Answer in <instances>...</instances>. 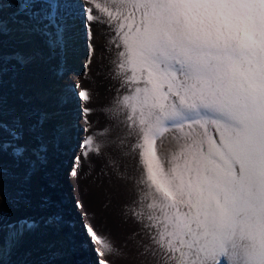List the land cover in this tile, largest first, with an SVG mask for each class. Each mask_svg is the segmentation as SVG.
Here are the masks:
<instances>
[{
  "label": "snow or ice",
  "instance_id": "6c2138e0",
  "mask_svg": "<svg viewBox=\"0 0 264 264\" xmlns=\"http://www.w3.org/2000/svg\"><path fill=\"white\" fill-rule=\"evenodd\" d=\"M87 2L88 63L95 52L92 25L99 24L105 78L119 84L113 97L119 115L112 119L121 131L113 136L107 126L95 148L87 136L82 155L104 147L119 154L109 163L132 185L122 214L141 225L142 236L129 239L141 236L144 264H264V0ZM36 3L42 7L32 11ZM62 7L59 0L21 6L53 49L64 43ZM78 95L90 100L88 90ZM111 103L101 109L106 115ZM23 139L19 121L0 120V157L10 148L24 160ZM128 159L133 175L123 165ZM84 227L99 256L127 258L110 237ZM8 228L15 244L35 222L24 218Z\"/></svg>",
  "mask_w": 264,
  "mask_h": 264
},
{
  "label": "rangeland",
  "instance_id": "374dc122",
  "mask_svg": "<svg viewBox=\"0 0 264 264\" xmlns=\"http://www.w3.org/2000/svg\"><path fill=\"white\" fill-rule=\"evenodd\" d=\"M27 2H30V0H0V120L7 124L19 121L23 125L24 131V139L21 143L27 144L29 147L24 160L14 159L10 148L4 150L2 157H0V220H2L3 225L2 230H0L3 237L2 242H0V252L6 249L5 255L1 257L0 254V264H68L67 261L71 264H83L87 261L84 259V255L87 254L86 247L83 243L82 246L73 241L72 230L64 222L62 197L57 189L62 179L64 180L63 175L58 181H53L54 178H52L55 170L52 162H57L58 156L54 158L52 155V161L49 157V153L52 151H56V154L59 153L60 144L63 140H66V138L60 136L61 131L59 129L66 126L67 123L61 122L48 112V108L46 109L49 102H51V97L55 96L59 89L55 90V80H46V72L38 75L27 73L28 69L41 63L45 66L43 69H46L49 73L54 68L52 63L63 68L67 63V55L70 56L75 48L71 47L72 43L71 46L67 45L68 42L73 37L77 39L80 36L77 34L79 32L78 23L76 19H73L72 14L67 15V12L69 13L67 8L62 7L61 11L65 16V23L67 26L69 25L65 32V43L55 49L50 48L47 38L34 31L35 22L27 14V11L21 10L22 4ZM59 3L62 5V0H59ZM71 5H73V2ZM41 7V4L36 3L31 10L39 11ZM74 14L76 17L81 16L78 11H74ZM72 21L76 23L70 24ZM73 26L75 27L74 30H72ZM94 26L96 38L93 43L97 51L101 53V38L99 37L101 25L94 24ZM86 37L87 34L84 39ZM35 42L37 47H31L30 50L23 47V44L33 45ZM77 42L79 43V40ZM85 47L88 50V44ZM18 57H23V62ZM106 63L105 60L104 64ZM99 65L95 64L94 68L92 67L91 71L87 73L85 77L87 88L83 89L88 90L90 93V100H84L85 106L93 110L90 114H86V120H84V123L87 124L85 138L87 136L94 137L93 148H95L96 140H104L100 133L107 126L112 125L113 136L121 131L115 126L112 119L119 115L113 102L119 84L115 80L105 78L107 75L106 69H103V64ZM101 70L104 71L103 75L98 74ZM55 74L58 79H61L62 69ZM44 78L45 80L42 82ZM71 94L74 99L78 100L74 90ZM94 96L99 105L93 109L91 102ZM110 102H112L111 107L106 115L101 109L105 105H109ZM58 110L64 113L62 107ZM57 113L56 116L61 115L59 112ZM47 126L49 129H47ZM171 135L172 133L165 135L163 139L165 145ZM7 140L8 138L5 137V141ZM40 145L44 146L43 149L39 147ZM62 146H64L63 143ZM103 151L107 155L111 153V155H114L113 157L119 159V154L114 148L104 147ZM102 152L91 154L88 158H85L81 151L80 158L84 165L87 162L89 164L92 159L95 160V163L92 164L91 168H87V171L85 165V168L77 175L76 198L72 194L71 187L66 186V193L74 205L77 197V200L83 202L82 207L84 210L81 209L77 212L83 227L88 225L95 233L110 237L112 242L115 241V246L120 248L124 241L121 230L123 231L125 228L134 230V224L136 223L131 218L129 228L127 221L124 219L119 190L121 188L124 193L129 194V188L120 183L113 168L104 159L102 155L104 153ZM123 165L127 167L128 162L124 160ZM89 172H91V175H87ZM65 173L66 170L63 174ZM67 175L68 172L66 173V180H68ZM76 209L77 206L75 205V211ZM24 218L34 221L35 228L26 232L18 242L12 244L9 241L8 225ZM127 232H129V237L132 236L133 232L136 233L135 231ZM86 236L89 239L87 233ZM90 246H93L94 252L92 255L93 261L90 264H98L99 255L91 241ZM84 252L86 253L84 254ZM127 257L130 256L127 255ZM107 260L112 261L113 264H125L123 259H117L113 256H108ZM130 262L132 264L131 259Z\"/></svg>",
  "mask_w": 264,
  "mask_h": 264
},
{
  "label": "bare ground",
  "instance_id": "6f19581e",
  "mask_svg": "<svg viewBox=\"0 0 264 264\" xmlns=\"http://www.w3.org/2000/svg\"><path fill=\"white\" fill-rule=\"evenodd\" d=\"M76 1H78V2H76ZM72 2H73V5H71ZM98 2L103 4V0H98ZM81 5H83V8L81 7ZM62 6L64 8H67V10L69 11V13L67 12V15L72 14L73 19H76V21L78 23V26L77 25L76 26L78 27V30H79V32L77 34H79L80 36L77 39L75 37H73L67 44V45L71 46V43H72L71 47H75V48H74V51L72 53H70V56L67 55L68 59L66 57L67 63L65 61V63H66L65 66L63 68H61V66H59L60 69H62L61 79H58V76L55 74L57 71L60 70V69H58V65L55 63H52V66H54V68L52 69V72L50 71L51 73L47 72L46 69L45 70L43 69V67H45V66L41 62H40L41 64L34 65L35 67H33V68L30 66L31 69H28L27 73L38 75L40 73L43 74V72L44 73L46 72L47 74L46 75L44 74L46 80H49V81L55 80L54 81L55 90L59 89L57 91V93L55 94V96L51 97L52 98L51 102H49V104L46 107V109L48 108L47 110L51 115L55 116L61 122L67 123L66 126H62L61 129H59L61 131L60 136L62 138H66V140H63V142H62L64 144V146L61 147L62 143L60 144V147H59L60 152L58 151L59 153H57V154H56V151H52L49 153L50 159H51L52 155L54 158H57V156H58L57 162H54V161L52 162L54 165L53 168L55 169L54 175H53L54 177H52V178H54L53 181L60 180L61 176L63 175V172L66 170V173L68 172V175H67L68 180H66V186L69 188L71 187L72 194L76 198V194H77L76 178H77V175L73 176V174H72L73 168H76L78 171V174H79L85 168V165H86L85 170L87 171V168H89V167L91 168L92 164L95 163L94 162L95 160L93 161V159L91 160V162H89V164L87 162L85 165L83 164V162L81 160L79 163L76 162V157H78V156L80 157V155H81V151H82L81 144L83 143L85 136H86V132H87V124L84 123V120H86L85 119L86 113H84V111H83V109L86 108L85 101L83 99H81V97L78 95V93L80 91H83V89L87 88V86L85 84V82H86L85 77L87 76V73L89 71H91L92 67L94 68L95 64L96 65L101 64L100 63L101 59H99V57H101V53H99L97 51V49L95 48V52H94L92 61H91V63H88L89 51L85 47L86 44H88L87 43L88 39L86 37L85 38L86 41H85L84 37L87 34V33L85 34V31L87 32L88 24H91L92 22L86 21L85 16H84V10L87 9V7H88L87 0H62ZM74 11L75 12L78 11V13H80L81 16L76 17V15L74 14ZM72 23H76V22L72 21L70 24H72ZM94 27L95 26L93 24L92 25L93 33H95ZM74 28L75 27L73 26L72 30H74ZM77 40H79V43L77 42ZM24 42L26 43V41H24ZM85 42H86V44H84ZM34 46L37 47L36 42L33 45L32 44H27V45L23 44V47H25L29 50L31 47L34 48ZM92 63H93V65H92ZM86 64H87V68L85 67ZM46 67H47V65H46ZM50 68H52V67H50ZM39 76H41V75H39ZM45 78L42 79L43 80L42 82H44ZM73 90L76 92V96H77L76 98H78V100L74 99V97H72L71 92H73ZM79 98H80V100H79ZM101 100H102V98H101ZM92 102H91V107L94 109L96 106V108H97V105H99V104L97 103L95 96L92 99ZM61 107H62V109H64V113L61 112L60 110H58ZM98 108H99V106H98ZM57 112H59L61 115L56 116L58 114ZM47 129H49L48 126H47ZM102 153H104V151ZM102 155L104 156V159L106 160L107 164L109 166H111L109 161L111 159L115 158V157H113L114 155L110 156V155H107V153H104ZM116 160L119 161V159H116ZM51 161H52V159H51ZM126 161L128 162V166L125 167V165H124V167L126 168L127 173L129 175H133L134 174L133 173V161L131 159H128ZM83 165H84V167H82ZM93 167H94V165H93ZM94 170H95V168H94ZM116 175L118 177L117 173H116ZM117 179H119V178H117ZM67 181H68V184H67ZM119 181L121 184H123L129 188L128 189L129 194L124 193L121 190V188L119 190L120 194H121L119 196H121L122 207H123L125 204H128L131 202V200L133 199L134 192H133V188H132L131 183L126 182V181L121 180V179H119ZM62 182H63V179H62ZM77 199H78V197H77ZM77 199H75V202H76L75 205L77 206V202H79V205H81V206H77L78 210L76 209V212H79V211H81V209H83V207H82L83 202H81L80 200H77ZM124 217H125L124 219L128 223V227L130 228L129 222H130L131 218L128 216H124ZM139 228H141V225L136 223V224H134V230L133 229H131V230L135 231L136 233L140 232L141 236H142V228L141 229H139ZM131 230L127 229V228H125L123 231L121 230V235L124 238V241H123V244H121L120 248H122V249L124 248L123 251L125 253H127L128 256H130V257H127L123 260L125 261V264H130L131 263L130 259L132 261V264H144V258L140 257L139 255L137 256V253H138L137 241L139 239H141V236H136L133 239H129V235H128L129 232H127V231L133 232ZM88 236H89V234H88ZM84 238H85V236H84ZM120 238H121V236H120ZM89 239H90V237H89ZM5 253H6V249L1 251L0 252L1 257L3 255H5ZM84 254H85V252H84ZM86 255H84V259L87 260L88 262L86 261L83 264H90L91 260L89 259L88 254H86ZM104 257L106 260L108 259V256H103V257L99 256V259H104ZM67 263L71 264V262L69 263L68 261H67Z\"/></svg>",
  "mask_w": 264,
  "mask_h": 264
},
{
  "label": "water",
  "instance_id": "95a60500",
  "mask_svg": "<svg viewBox=\"0 0 264 264\" xmlns=\"http://www.w3.org/2000/svg\"><path fill=\"white\" fill-rule=\"evenodd\" d=\"M63 178H64L63 182L61 181V184L58 186L57 189H58L59 194H61V197H62V203L64 207V222L65 224H68V227L72 230V233L74 236L73 241H76V243H79L81 245L83 243L87 249V254H88L89 259L93 261L92 260V255L94 253L93 248L90 246V241L88 237L86 236L84 227L81 223L80 216L75 211V205L73 201L69 199V195H67L66 193V184H65L66 173L63 174Z\"/></svg>",
  "mask_w": 264,
  "mask_h": 264
}]
</instances>
